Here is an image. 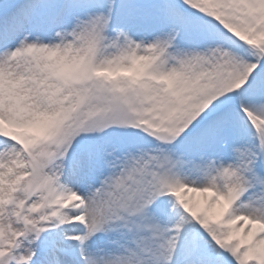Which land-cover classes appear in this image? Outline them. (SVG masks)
Instances as JSON below:
<instances>
[{
  "label": "snow or ice",
  "instance_id": "obj_1",
  "mask_svg": "<svg viewBox=\"0 0 264 264\" xmlns=\"http://www.w3.org/2000/svg\"><path fill=\"white\" fill-rule=\"evenodd\" d=\"M0 264H264V0H0Z\"/></svg>",
  "mask_w": 264,
  "mask_h": 264
},
{
  "label": "bare ground",
  "instance_id": "obj_2",
  "mask_svg": "<svg viewBox=\"0 0 264 264\" xmlns=\"http://www.w3.org/2000/svg\"><path fill=\"white\" fill-rule=\"evenodd\" d=\"M199 195V194H198Z\"/></svg>",
  "mask_w": 264,
  "mask_h": 264
}]
</instances>
